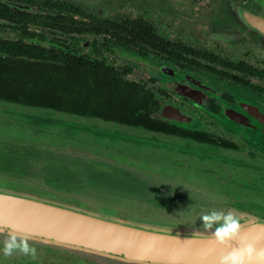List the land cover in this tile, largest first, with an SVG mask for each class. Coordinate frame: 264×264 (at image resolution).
<instances>
[{
    "label": "flooded vegetation",
    "instance_id": "1",
    "mask_svg": "<svg viewBox=\"0 0 264 264\" xmlns=\"http://www.w3.org/2000/svg\"><path fill=\"white\" fill-rule=\"evenodd\" d=\"M75 3L91 15L89 17H124L129 22L130 19L146 22L160 41H165L161 49L153 45L154 42L159 44L157 39L149 44L145 35L136 44L128 40L123 46L129 48L125 50L126 62L122 63L107 56H115L111 51L114 43L108 40L109 33H104L106 37L104 34L86 35L81 52L103 59L111 67L117 66L126 79L148 88L160 101L156 112L159 120L181 129L203 132L216 143L152 132L190 139L227 152L229 155L209 157L217 159L215 162L233 165L235 171L229 172L233 177L241 174L243 178L245 166L258 169L251 161L264 162V33L256 23L257 20L264 23V0H197L193 3L175 0L169 9L154 5L153 9L157 10L154 19L148 18L147 3H142V10L137 14H106L102 6L90 8ZM243 13L252 16L245 19ZM86 47L91 51H85ZM143 49L147 52L139 51ZM151 56L159 58L161 64H153ZM139 64L148 70L137 69ZM166 110L172 115L166 116ZM205 173L213 178L228 175L226 172L223 176L221 172ZM241 196L238 202L232 194L242 209L249 210L250 203H260L253 197ZM45 255L39 257V263L48 264L47 260L42 261ZM67 258L62 255V264Z\"/></svg>",
    "mask_w": 264,
    "mask_h": 264
},
{
    "label": "rangeland",
    "instance_id": "2",
    "mask_svg": "<svg viewBox=\"0 0 264 264\" xmlns=\"http://www.w3.org/2000/svg\"><path fill=\"white\" fill-rule=\"evenodd\" d=\"M72 1L80 2L86 7L90 8H99L100 6H102V9L106 14L114 12L137 14V11L142 10V3H147L148 7H146V9L149 12L148 18L154 19V17L157 16V10L153 9L154 5H163L167 9H169L171 8V3L175 0ZM190 2H197V0H190ZM162 17L164 18L165 16ZM0 35L10 38L16 37L15 33L13 32H2ZM89 49V47H86L85 51L90 52L91 50ZM126 53L127 52H124V54L116 53L114 57H112V55L107 56L109 58L116 59V61L124 63L126 62L125 59L127 58ZM149 59L153 64H161L159 58L151 56L149 57ZM138 68L139 70H148L143 64H139L137 66V69ZM132 78H136V76H132ZM38 116L42 118H39ZM28 124H31V126H29ZM0 127V132L10 133L20 141H22V144L19 142H12V144L18 145V147H9V150L13 152L19 150L20 156H23L21 151H32L35 155L44 160H52L56 158L82 159L88 155L95 154L97 156L94 157L95 160L92 162H96V165L101 166L104 171H108L106 173L99 171L98 173H96L97 171H89L88 167L81 166V174L86 175V173L88 172V175L102 174L101 177L103 178L124 177L126 178V181L118 178L122 182L118 184L114 183L113 185L115 187L141 194H146L148 192L149 185L146 182L137 181V177H135L134 175H142L143 172L131 171L126 167H129L131 165L135 167H145L159 172L164 171L162 173H164V175L166 176L163 177L171 179V176H173L172 179L184 182H192L197 187L202 188L206 193H216L219 195L225 194V197L229 199L228 202L230 207L242 210L247 214L259 218H264V162L256 160L251 161L254 162L251 163L252 166H258L257 170L253 169L252 167L245 166L244 168H242L243 178L241 174L237 177H233L234 174L229 173L230 171H235L236 168L233 165L215 162V160L217 159L209 157L212 154H216L218 156L223 154L229 155L227 152L222 150L216 151L205 145L197 144L190 139L171 136L167 137V135H160L155 132L146 130L144 131L140 128L104 121L96 117L79 116L70 113L55 111L48 108L24 106L2 100H0ZM129 133L138 134L137 136L140 135L141 137L138 139L128 140L120 136V134ZM144 154H148V156L146 155V157L144 156ZM100 158L105 159L108 163H103L104 161L100 160ZM89 159L90 158L88 157V160ZM75 162L76 161L62 162V171L68 173L66 167ZM209 171L221 172L222 176L226 172V174L228 175H226L227 178H213L210 174V178L209 176H206L207 173H205ZM27 182L28 180L25 181V183ZM1 183H6L3 180H1L0 186L8 188L11 187L9 184L1 185ZM33 183L34 182L29 185H32ZM223 185L224 187H222ZM241 186L246 190H244L243 188L241 189ZM221 187L226 191L224 189H221ZM237 187L239 190H237ZM23 191L34 195L38 194L39 196L46 197L50 200L64 202L67 204L71 201L69 199L65 200L63 198L58 199L57 197L52 195L43 196V194L38 193L33 188H26ZM226 192H228L229 195L226 194ZM232 194L236 195V199L238 202H241V195H245L258 199L260 203H250L247 206V209L249 210H245L240 208V205H238V203L233 200L234 198L232 197ZM100 196L101 194L91 197L98 199L101 198L104 200V198ZM83 198L86 197L83 196ZM124 199L132 202V207H128V205H126V201L125 203H122L121 201L119 202L117 201L115 195H111L108 201L111 204L115 203L111 206H116L117 209H108V211L106 212L118 215L120 217L130 218L131 220H135L136 222L140 223H166L168 225H177V223H182L181 225H184L188 224V222H195V217H197L199 213L205 210L197 208L188 209L192 215H190V217H183V214L181 213L180 216H182L183 218L182 220L178 219L177 222L170 220L158 221L159 218H174L177 212H174L173 214L165 213L162 208H168L166 206H163V202L162 206L160 207L158 206V204H150L149 202H144L143 200L136 201V199ZM162 201H164L165 203L169 201L168 194L162 195ZM178 204H182V202H180V199L178 201ZM84 208H89L90 210L97 211L94 207L92 208L90 206ZM123 213L129 216H126ZM0 246H2L1 243ZM36 249L38 254L35 259L25 257L19 253L11 257H4L2 254H0V264H42L39 263V257H41L42 254H46L42 258V261L47 260L48 264H62V255L65 256V258L69 257L64 260V264H104L101 261L96 262L89 258H81L77 255L40 250L38 248Z\"/></svg>",
    "mask_w": 264,
    "mask_h": 264
},
{
    "label": "trees",
    "instance_id": "3",
    "mask_svg": "<svg viewBox=\"0 0 264 264\" xmlns=\"http://www.w3.org/2000/svg\"><path fill=\"white\" fill-rule=\"evenodd\" d=\"M89 16L70 0H0V34L16 36L0 35V100L216 143L203 132L159 120L160 101L148 88L81 52L93 34L109 33L115 54L144 35L149 44L157 39L159 49L165 41L139 19Z\"/></svg>",
    "mask_w": 264,
    "mask_h": 264
},
{
    "label": "water",
    "instance_id": "4",
    "mask_svg": "<svg viewBox=\"0 0 264 264\" xmlns=\"http://www.w3.org/2000/svg\"><path fill=\"white\" fill-rule=\"evenodd\" d=\"M171 115L166 110V116ZM135 177L149 185L146 194L113 185L122 182L119 179L125 180L124 177L103 178L100 175L83 181L80 189H68L64 194L77 204L15 189L25 184L26 178L0 179V182H6L1 185L11 186H0V243L14 231L20 236H28L30 243L40 250L77 255L104 264H216L218 256L225 251L223 246L215 244L211 231L202 228L203 221L198 216L195 222L184 225L140 223L107 213L108 209H117L111 206L115 203L108 201L111 195L119 202L126 201L128 207H132V202L124 198L143 200L160 207L163 202L168 208H162L165 213L177 212L174 218H159L158 221L177 222L192 215L188 209L197 208L205 209L203 212L212 209L232 212L242 219L245 231L264 226V218L230 207L226 197L206 193L196 185L166 177ZM31 181L47 187L53 182L58 183L54 179ZM99 194L104 200L91 197ZM163 194H168L166 203L162 201ZM179 199L182 204H178ZM87 206L97 211L84 208ZM213 248L214 251H209Z\"/></svg>",
    "mask_w": 264,
    "mask_h": 264
},
{
    "label": "crops",
    "instance_id": "5",
    "mask_svg": "<svg viewBox=\"0 0 264 264\" xmlns=\"http://www.w3.org/2000/svg\"><path fill=\"white\" fill-rule=\"evenodd\" d=\"M38 117L42 118L40 116ZM28 125L31 126V124H28ZM136 128H140V127H136ZM140 129L144 130L143 128H140ZM137 135L138 134H134V133L120 134L121 137H123L124 139H128V140L138 139L141 137L140 135L139 136ZM171 137H176V136H171ZM123 138H120V139H123ZM0 139H1L0 141V179H19V178L28 179L29 181L27 183L20 185L18 187L16 186L17 189H22V191L26 188H33L38 193L43 194V196L52 195V196L57 197L58 199L63 198L65 200H68V199L71 200L70 198L64 196L65 193H68V189H80L83 184V181H85L86 179L91 178V177H98L102 175V174L88 175V172L86 173V175H83L81 174L82 172L80 171L81 166L88 167L89 171H97L96 173H98V171L103 172V173H106L108 171V170L104 171L101 166H98L95 164L96 162H92L95 160L94 157L97 156L95 154L88 155L82 159L56 158L52 160H44V159L39 158L32 151L30 152L21 151L23 156L19 155V150L14 151V152L10 151L9 147H18V145L12 144V142H19L22 144V141H20L18 138H16L14 135L10 133L0 132ZM146 155L148 156V154H144V156ZM88 157L90 158L89 159L90 161L88 160ZM100 160H103L104 161L103 163L105 162L108 163L103 158H100ZM68 161H76V162L66 167V170L68 171L67 173V172L62 171V162H68ZM126 168L131 171L143 172L142 175H144V177L166 176L164 175V173H162L164 171L159 172V171L151 170L145 167H139V166L135 167V166L130 165L129 167H126ZM134 176H140V175L135 174ZM172 177L173 176H171V179ZM41 179H45V180L54 179V180H58V183L55 185L56 182H53L52 184H50V186L47 187V186H42V185L40 186V184L36 183L35 181H31V180H41ZM32 182L34 183L32 185H29ZM186 183L190 185H194L192 182L186 181ZM27 186H30V187H27ZM222 196L225 197V194ZM70 203L77 204L74 201H70Z\"/></svg>",
    "mask_w": 264,
    "mask_h": 264
},
{
    "label": "clouds",
    "instance_id": "6",
    "mask_svg": "<svg viewBox=\"0 0 264 264\" xmlns=\"http://www.w3.org/2000/svg\"><path fill=\"white\" fill-rule=\"evenodd\" d=\"M198 218L203 221L202 228L211 231L215 244L225 249L216 264H264V226H254L245 231L239 216L215 209L199 213ZM17 253L32 259L38 254L28 236H20L13 231L0 246V254L11 257Z\"/></svg>",
    "mask_w": 264,
    "mask_h": 264
},
{
    "label": "bare ground",
    "instance_id": "7",
    "mask_svg": "<svg viewBox=\"0 0 264 264\" xmlns=\"http://www.w3.org/2000/svg\"><path fill=\"white\" fill-rule=\"evenodd\" d=\"M252 15H250V14H244L243 13V18H245V19H247V17H251ZM256 23H258V25H259V28L263 31V33H264V23H262L260 20H257V22ZM254 26V25H253ZM180 113H178V115H179Z\"/></svg>",
    "mask_w": 264,
    "mask_h": 264
}]
</instances>
